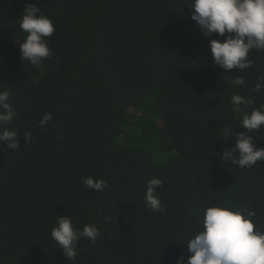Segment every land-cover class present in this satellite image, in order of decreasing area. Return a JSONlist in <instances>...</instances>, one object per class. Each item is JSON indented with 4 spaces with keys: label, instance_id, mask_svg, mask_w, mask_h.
Wrapping results in <instances>:
<instances>
[{
    "label": "trees",
    "instance_id": "obj_1",
    "mask_svg": "<svg viewBox=\"0 0 264 264\" xmlns=\"http://www.w3.org/2000/svg\"><path fill=\"white\" fill-rule=\"evenodd\" d=\"M33 3L55 26L38 68L20 53L21 14ZM187 3L0 0V90L11 93L8 128L20 145L0 146V264H176L213 204L254 211L264 231V160L242 168L222 156L236 143L225 128L246 132L243 115L264 104L254 91L264 50L242 72L215 67L209 40L223 38H205ZM236 75L244 86L232 85ZM234 94L252 101L239 116ZM250 135L264 148V127ZM87 177L108 189L87 188ZM154 177L164 213L145 204ZM58 215L99 229L74 260L50 236Z\"/></svg>",
    "mask_w": 264,
    "mask_h": 264
},
{
    "label": "clouds",
    "instance_id": "obj_2",
    "mask_svg": "<svg viewBox=\"0 0 264 264\" xmlns=\"http://www.w3.org/2000/svg\"><path fill=\"white\" fill-rule=\"evenodd\" d=\"M191 12V19L196 22L205 38L222 37L209 40V48L215 67L225 71L238 69L242 72L252 67L249 54L253 49L264 50V0H189L186 4ZM19 27L26 34L20 43L21 60L34 67H40L43 60L52 52L48 47V37H51L55 26L50 17L41 12L36 4H26ZM3 58L0 57V62ZM264 77L254 85V91H264ZM233 86H244L243 76L236 75L231 81ZM11 93L0 90V146L16 150L19 148L18 136L15 130H9L16 112L9 102ZM252 101L239 95L231 96L232 114L239 116L241 105ZM52 120V113L43 115L39 121L43 129ZM264 127V104L253 109L250 114H244L242 127L246 132L227 134L224 137H235L236 143L231 151H225L222 156L230 159L233 165L252 167L258 161L264 160V148H257L255 137L250 135ZM25 143L31 140V133L24 134ZM236 154V155H234ZM87 188L103 192L108 189L107 181L87 177L84 180ZM163 184L158 178L147 182L145 204L152 212L164 213L157 189ZM255 212L233 210L227 205H215L204 210L202 229L189 238L187 245L190 256L176 258V264H264V231L254 225ZM50 236L56 242L59 250L69 260L78 255V242L84 238L92 243L100 235L95 224L84 225L82 230L73 225L72 216L58 215ZM110 219V217L108 218Z\"/></svg>",
    "mask_w": 264,
    "mask_h": 264
}]
</instances>
